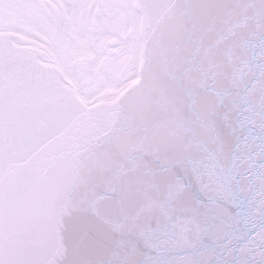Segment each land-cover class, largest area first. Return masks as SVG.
<instances>
[{
    "label": "snow or ice",
    "instance_id": "1",
    "mask_svg": "<svg viewBox=\"0 0 264 264\" xmlns=\"http://www.w3.org/2000/svg\"><path fill=\"white\" fill-rule=\"evenodd\" d=\"M18 7L0 264H264V0Z\"/></svg>",
    "mask_w": 264,
    "mask_h": 264
},
{
    "label": "rangeland",
    "instance_id": "2",
    "mask_svg": "<svg viewBox=\"0 0 264 264\" xmlns=\"http://www.w3.org/2000/svg\"><path fill=\"white\" fill-rule=\"evenodd\" d=\"M20 0H3L0 3V23L13 26L9 29L12 34H15L14 28L22 23H27L29 16L18 7ZM13 13H9L12 12Z\"/></svg>",
    "mask_w": 264,
    "mask_h": 264
},
{
    "label": "water",
    "instance_id": "3",
    "mask_svg": "<svg viewBox=\"0 0 264 264\" xmlns=\"http://www.w3.org/2000/svg\"><path fill=\"white\" fill-rule=\"evenodd\" d=\"M184 18L181 15L172 16L166 24V30L170 36H178L184 28Z\"/></svg>",
    "mask_w": 264,
    "mask_h": 264
}]
</instances>
